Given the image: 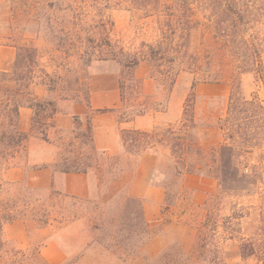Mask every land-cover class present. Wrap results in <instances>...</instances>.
<instances>
[{
	"label": "rangeland",
	"instance_id": "rangeland-1",
	"mask_svg": "<svg viewBox=\"0 0 264 264\" xmlns=\"http://www.w3.org/2000/svg\"><path fill=\"white\" fill-rule=\"evenodd\" d=\"M149 1L0 0V70L8 69L20 54L37 77L43 75L42 68L50 73L58 70L57 92L34 86L35 93L57 99L76 96L78 90L83 96L86 90L106 88L118 79L129 107L126 113L145 104L156 112L159 133L170 125L203 146H216L222 138L219 121L227 115L231 98L238 112L243 107L248 114L255 113L256 107L245 100L264 102L263 11L249 13L242 24L232 26L198 9L189 39L179 30L170 45H158L164 42L158 23L165 15L152 13L154 6ZM76 23H80L79 36L75 35ZM151 47L157 51L155 58L149 52ZM122 53L137 54L141 61L128 67L114 58ZM89 58L90 64L84 65ZM170 65L177 72L174 82L168 72ZM137 70L148 74L138 77ZM148 77L156 85L154 94L142 88ZM194 81L197 84L192 89ZM3 98L0 92V100ZM256 110L252 147L239 160L264 174V111ZM76 121L78 127L82 121L88 124L85 117ZM50 124L40 114L34 132L41 138V132L47 131L49 140L58 142L55 168L93 163L98 157L102 166L92 171L99 179L100 192L79 198L38 189L50 212L48 224L28 220L27 238L20 243L5 233L7 243L0 252V264H52L38 249L50 237L57 238L68 253L65 260L56 258L53 264H264V181L232 192L223 191L216 179V190L204 203L196 204L192 190L183 184L187 172L175 173L178 155L160 146L152 182L165 188L166 199L160 215L150 221L142 199L130 193L136 164L132 157L140 154L138 147L125 148L128 153L123 157L95 154L86 132L79 128L59 134L50 130ZM82 133H86L85 145L73 147L74 136ZM25 155L22 152L13 162L25 164ZM34 168L36 165H30L28 170Z\"/></svg>",
	"mask_w": 264,
	"mask_h": 264
},
{
	"label": "trees",
	"instance_id": "trees-1",
	"mask_svg": "<svg viewBox=\"0 0 264 264\" xmlns=\"http://www.w3.org/2000/svg\"><path fill=\"white\" fill-rule=\"evenodd\" d=\"M258 1L174 0L171 3H167L164 0H152L147 4L154 6L152 13L160 16L161 14L165 15H162L164 19H160L158 23V29L164 42H159L158 45H170L176 40L179 30L185 31L186 33H183V35L187 36L188 39L190 38V31L193 28L192 18L198 9L203 12H210L212 18L218 16V19L230 22L232 26H236L240 22L242 24V20L249 13H257V11L262 10L264 15V3L259 4ZM48 21L51 22L52 19L48 18ZM79 25L80 23H76L74 27L76 28V36L81 33L79 31L80 28H78ZM92 34H89L90 38H93ZM166 39L170 40V42L166 43ZM31 48L30 50H35ZM19 49L21 51L22 48ZM149 52H152L153 58L156 57L155 53L157 51L153 50L152 47ZM114 58L128 67H135L141 61L137 54L131 55L129 53H122V56ZM174 61L175 59L171 60L173 63ZM90 62V58L85 59L83 64L89 65ZM24 67L30 69L26 72ZM32 68L26 65L23 61V56L20 54L8 69L0 70V92L5 96V98L0 100V169L14 165L13 159H16L22 152L26 153V143L30 134H35V123L39 115L42 114L46 119H49L56 112L57 98L40 97L35 93L34 86L40 85L46 92L55 93L58 91L61 75H59L58 70L50 73L46 68H42L43 75L37 77ZM169 68L168 72L171 74V81L174 82L177 72H174L173 65H170ZM35 78L40 79L35 81ZM196 84L197 81H194L192 89L196 87ZM77 92L76 96L71 97L80 98L82 96L81 90ZM89 93L90 90H86L83 95L84 98L87 99ZM60 98L70 97L69 95H63ZM245 103L264 111V102L261 100H245ZM23 106L31 107L35 111L34 124L30 133L22 132L18 128L20 108ZM140 106V108L136 109L137 113H142L146 110L145 105L142 104ZM256 109L253 114H248L243 107L238 112L237 105L234 103V99L231 98L227 115L220 118L219 121L222 138L216 146H203L185 131H175L170 125L163 133H159V128L156 125L149 130L127 129L123 131L122 139L125 148L138 147L141 152H157L160 146L166 147L171 153L178 155V163L175 165L176 175L180 176L189 172L211 176L218 180L223 191L235 192L247 188L246 186L256 184L258 180L264 181L262 171H255L254 166L247 165L245 161L239 160L252 147L250 142L254 138V124L258 118ZM85 118L88 122L85 131L88 134V145L94 153H98L93 144L91 117L88 115ZM41 133V138L47 139V133L44 131ZM86 133L83 135L85 136ZM81 163V166L65 165L58 169L65 172L87 171L88 168L99 170L102 166V162L98 157H95L93 163L85 164L84 161ZM248 167L251 168V172L248 171ZM51 194L64 195L55 190H52ZM64 196L68 197L67 195ZM41 201L42 198L38 194V189L30 186L25 181L2 180L0 182V252L5 249L7 243L4 235L6 224L12 223L17 219L25 221L35 220L42 223V226L48 224L50 212ZM41 246L42 243L39 244V250ZM242 256L246 257L247 254L242 253Z\"/></svg>",
	"mask_w": 264,
	"mask_h": 264
},
{
	"label": "crops",
	"instance_id": "crops-1",
	"mask_svg": "<svg viewBox=\"0 0 264 264\" xmlns=\"http://www.w3.org/2000/svg\"><path fill=\"white\" fill-rule=\"evenodd\" d=\"M147 71V68H146ZM138 77L146 76L139 70L136 71ZM198 84V88L201 86ZM207 86L218 87L220 84L204 83ZM142 88L147 94L156 92V85L152 78H144ZM203 95L204 93L201 92ZM39 95V94H38ZM40 97H44L39 95ZM145 105V104H143ZM146 106V105H145ZM128 105L120 91L118 79L106 88L90 90L88 98H60L57 99L56 112L51 121L50 130L59 134L69 130L81 129L86 131L87 125L82 119L86 116L91 117L93 144L96 151L106 156L123 157L128 152L125 150L122 133L127 129L149 130L156 123L154 110H146L137 113H126ZM157 111V110H156ZM35 111L33 108L23 106L20 108L18 128L22 132L30 133L34 124ZM78 119H81L79 127ZM47 133V131H46ZM39 138L36 134H30L26 143L25 164H14L0 170V180L6 181H25L42 191L55 190L67 196L79 198H91L100 192L99 179L97 174L88 168L87 171H61L55 168L57 161V150L60 149L58 142ZM82 136H74L72 146L85 145ZM132 158L136 159V164L132 171V183L130 193L142 199L143 210L146 218L150 221L155 220L161 212L166 199L164 187L153 183L152 176L158 165L159 155L156 151H144ZM30 165H36L34 170H28ZM183 184L193 192V201L196 204L205 202L209 194L214 192L217 187V180L211 176L187 173L183 177ZM27 221L22 219L14 220L4 227V234L20 243L27 238ZM57 239V238H56ZM53 237L48 239L46 245L40 248L42 254L46 256L52 264L57 258L61 262L67 258L68 253L62 250L58 241ZM52 247V253L49 248ZM51 254V255H50Z\"/></svg>",
	"mask_w": 264,
	"mask_h": 264
}]
</instances>
